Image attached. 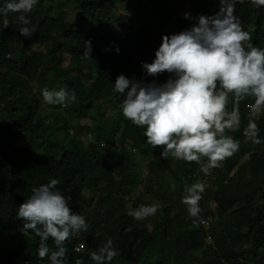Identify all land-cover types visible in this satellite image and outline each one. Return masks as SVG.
Masks as SVG:
<instances>
[{
    "label": "trees",
    "instance_id": "16d2710c",
    "mask_svg": "<svg viewBox=\"0 0 264 264\" xmlns=\"http://www.w3.org/2000/svg\"><path fill=\"white\" fill-rule=\"evenodd\" d=\"M5 2L0 0V6ZM188 4L196 5L193 19L179 14ZM70 5L78 9L73 22L63 16ZM174 5L181 9H172ZM219 8V0H39L29 17L35 15L40 22L29 37L20 34L24 25L17 14H8L9 26L0 25V112L8 117L0 126V233L17 232L21 239L15 246L0 245V264H47L48 259L38 257L39 237L23 232L16 214L32 189L52 178L60 181L57 188L64 195L71 196L72 211L85 215L89 223L83 233L86 251L75 253L80 240L71 238L65 244L66 264L77 259L94 264L90 252L109 238L119 253L111 264H264V143H244L243 137L252 118L247 107L251 101L240 103L241 129L232 135L241 141L240 151L225 161L224 170L214 171L216 180L200 201L201 217L215 221V244L209 246L201 222L193 223L181 203L185 184L196 181V163L160 159L162 148H152L144 129L123 117V97L113 90L120 74L134 82L165 83L170 74L148 75L142 62L155 59L164 32L170 36L189 29L199 15L212 16ZM235 14L243 30L252 34V43L264 48V6L237 0ZM3 19L0 16V24ZM85 41L91 42L90 59L83 55ZM67 56L70 64L61 71ZM46 57L55 61L52 70L60 81L46 77L51 68V62L45 66ZM38 76L41 89L57 84L75 89L77 108L71 117L82 119L93 110L96 113L88 117L92 124L71 126L67 114H45L42 96L29 84ZM255 119L264 139V114ZM83 135L91 141H84ZM22 140L29 144L22 145ZM42 140L51 144L40 155ZM118 141L121 148L114 149ZM234 160L241 164L235 174L229 166ZM175 171L179 188L172 190L165 180ZM147 197L163 205L162 216L138 221L127 215V205L134 209L149 204ZM86 207L95 209L93 220ZM48 244L54 247L51 240Z\"/></svg>",
    "mask_w": 264,
    "mask_h": 264
},
{
    "label": "clouds",
    "instance_id": "9594fccd",
    "mask_svg": "<svg viewBox=\"0 0 264 264\" xmlns=\"http://www.w3.org/2000/svg\"><path fill=\"white\" fill-rule=\"evenodd\" d=\"M236 3L237 0H219L220 8L214 15H199L191 28L162 37L155 59L151 63L142 62V69L151 76L170 74L165 83L134 82L124 74L118 75L114 83V92L123 97L119 104L123 117L144 129L146 143L152 148H162L159 158L194 162V172L199 165L205 176L213 169L224 170L225 161L240 151L241 141L229 133L241 129L242 101H251L247 107L252 117L243 128L244 143H264L255 119L264 114V48L255 46L252 34L243 30L235 14ZM250 3L253 7L264 6V0H250ZM38 4L39 0H6L0 6V16L4 17L0 25L8 27V14L15 13L24 25L20 34L31 36L36 29L29 27V14ZM191 16L185 13L186 19H193ZM116 51L119 52L118 47ZM90 53L91 42L85 41L83 55L90 59ZM40 95L47 105L67 106L76 101L75 89L69 91L67 86L59 89L45 86ZM59 183L52 178L34 187L16 214L23 221L22 231L39 237L38 257L48 259L47 264H66L65 244L75 236L80 240L76 246L83 243L85 250L76 252L74 246V252L86 251L83 233H87L89 223L85 215L72 211L71 196L57 188ZM207 188L202 180L184 186L181 203L193 223L202 220L200 201ZM162 206L160 202L141 204L129 209L127 215L145 220L155 216ZM210 233L213 236L212 226ZM49 240L54 247L49 246ZM214 244L215 240L208 245ZM118 254L109 238L98 250L90 252V258L94 264H111ZM75 264L85 262L77 259Z\"/></svg>",
    "mask_w": 264,
    "mask_h": 264
},
{
    "label": "rangeland",
    "instance_id": "374dc122",
    "mask_svg": "<svg viewBox=\"0 0 264 264\" xmlns=\"http://www.w3.org/2000/svg\"><path fill=\"white\" fill-rule=\"evenodd\" d=\"M55 5V7L56 8H59V6H58V4L56 3V4H54ZM125 6H122V8H124ZM217 7H218V3H216V6H215V8H214V10H216L217 9ZM172 9H178V10H180L181 9V7L179 8V6H176V5H174L173 7H172ZM195 10H196V5H192V4H188L186 7H184L183 9H181L180 10V12H179V14H181V16H185V13H189L190 14V16L192 15H195L196 13H195ZM63 16H65L66 17V21H68V22H73V21H75V17H76V14H77V12H78V9L75 7V6H73V5H70V6H68V7H66V8H64L63 9ZM119 14H121V13H123V12H118ZM67 14V15H66ZM62 15V14H61ZM29 19H30V21H31V24L29 25V26H36V25H38L39 24V22L40 21H38V18H37V16H31V17H29ZM254 30H255V27L253 28ZM173 34H176V32H174ZM164 35H166V33L164 32L163 33V35H162V37L164 36ZM17 36V35H16ZM16 48H17V44H15L14 45ZM41 50V49H40ZM42 50L44 51V48H42ZM71 58H70V56H67L66 58H65V60L66 61H63L62 62V64H61V71L62 70H65L68 66H69V64H70V60ZM51 60V58H48V57H46V59H45V66H48L49 64H50V61ZM56 63H55V61H53V62H51V68H50V70L48 69L47 70V72H45L46 73V77L48 78V80H49V82H53V81H60V78H57V77H55L54 76V71L52 70V66L53 65H55ZM86 71V70H85ZM44 72V71H43ZM71 75H67V74H65V75H67V77H70V78H72L73 76H74V74H76L75 73V71L74 72H72V73H70ZM41 83H42V81H41V76H38V77H36V79H32L30 82H29V84L33 87V89L35 90V92L37 93V94H40V90H41ZM51 88V87H50ZM54 88H57V89H59V85L57 84V86H55ZM41 103L43 104L42 105V107H43V111L45 112V114H49V115H52V114H54V113H56V112H61V113H64V114H67V115H69L70 117H69V119H70V125L71 126H76L79 122L80 123H83V124H85V125H90V124H92V122L90 121V119L88 118V117H90L91 115H93V114H95L96 113V111H90V112H88L87 114H86V117L85 118H82V119H77L76 117H71L73 114H75L76 113V104L75 103H73V102H69L68 104H67V107H68V110H66V106H62V105H47V104H45V103H43L42 102V100H41ZM107 110H109L108 112H110V111H112L109 107H107ZM7 119H8V117H6V114L4 115H2L1 117H0V126H2V124H3V122L4 123H6L7 122ZM2 120H3V122H2ZM70 129V128H69ZM85 134H86V132H84ZM83 133V134H84ZM230 135H233V133H229ZM59 137V138H58ZM56 139H58L59 141L61 140L62 141V139L63 138H61V136H58ZM86 137H88V135H83L82 136V139L85 141V138ZM53 140H54V138H53ZM70 140L71 139H69L68 140V142H70ZM42 142V145H41V150L38 152V154H40V155H43L44 153H45V151L49 148V145L51 144H49L48 142H46V141H41ZM20 143L22 144V145H28L29 143H28V141L27 140H22V141H20ZM83 143H85V142H83ZM240 162H237V161H233L232 162V165H230V167H231V171L235 174L236 173V171L238 170V168H240ZM145 171V170H144ZM146 173H147V171H146ZM142 176L143 177H146V174L145 173H142ZM178 174H177V172L175 171L174 173H171V175L165 180V183L167 182V184L169 185V188H171L172 190L174 189V190H176V189H178L179 188V184H178ZM150 181V180H149ZM176 181H177V183H176ZM155 183H156V181H155ZM158 186H160L161 187V185L163 184L162 182L160 183V184H158V183H156ZM146 185V184H145ZM137 190L138 189H143V186L141 185V186H139V185H135L134 186ZM90 194L91 193H88V194H86V197H85V201L87 202V200H88V198L90 197ZM149 204H152V203H154L155 201L153 200V199H151L150 197H147L146 199H145ZM83 201V200H82ZM89 201V200H88ZM86 209L87 210H89L90 209V215H89V217H90V219H94L95 218V213H94V208L92 209V207L91 208H89V207H86ZM129 209H131V206L130 205H127L126 206V208H125V212H127ZM160 216H162V208H161V210L160 211H158L157 212V214L155 215V217H160ZM150 227H153L152 225L150 226ZM8 237V238H7ZM21 239V236H20V234L19 233H17V232H7L6 234H1L0 233V245H2V246H15L14 244H16V243H18V241Z\"/></svg>",
    "mask_w": 264,
    "mask_h": 264
},
{
    "label": "built area",
    "instance_id": "2783aa9c",
    "mask_svg": "<svg viewBox=\"0 0 264 264\" xmlns=\"http://www.w3.org/2000/svg\"><path fill=\"white\" fill-rule=\"evenodd\" d=\"M88 141H91V138L88 137L87 139ZM114 149H120L121 148V145L119 143H116L114 146H113ZM193 177L196 179V180H202L204 181L207 185H208V188L211 187V181L212 180H216V176L214 175V169L211 171L210 175L208 176H205L202 172L199 171V165L198 167L196 168L194 174H193ZM212 218L211 217H202V220H201V224L202 226L205 228L206 230V234H207V241H208V244H213L214 243V239H213V236L212 234L210 233V229H211V226H212ZM81 236V234H79V237ZM246 247V246H245ZM76 252H82L85 250V245L83 243H79L76 248H75Z\"/></svg>",
    "mask_w": 264,
    "mask_h": 264
}]
</instances>
